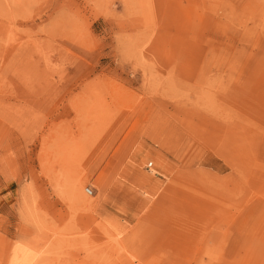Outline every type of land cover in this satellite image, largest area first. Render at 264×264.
<instances>
[{
  "label": "rangeland",
  "instance_id": "374dc122",
  "mask_svg": "<svg viewBox=\"0 0 264 264\" xmlns=\"http://www.w3.org/2000/svg\"><path fill=\"white\" fill-rule=\"evenodd\" d=\"M0 264H264V0H0Z\"/></svg>",
  "mask_w": 264,
  "mask_h": 264
},
{
  "label": "built area",
  "instance_id": "2783aa9c",
  "mask_svg": "<svg viewBox=\"0 0 264 264\" xmlns=\"http://www.w3.org/2000/svg\"><path fill=\"white\" fill-rule=\"evenodd\" d=\"M86 193H87V194H91L92 191H91L90 189H87V190H86Z\"/></svg>",
  "mask_w": 264,
  "mask_h": 264
},
{
  "label": "bare ground",
  "instance_id": "6f19581e",
  "mask_svg": "<svg viewBox=\"0 0 264 264\" xmlns=\"http://www.w3.org/2000/svg\"><path fill=\"white\" fill-rule=\"evenodd\" d=\"M152 165V164H151Z\"/></svg>",
  "mask_w": 264,
  "mask_h": 264
}]
</instances>
